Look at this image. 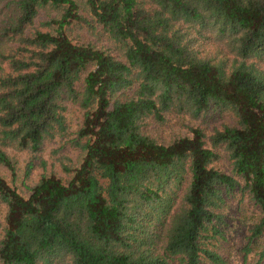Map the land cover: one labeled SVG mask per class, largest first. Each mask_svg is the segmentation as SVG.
Masks as SVG:
<instances>
[{"label":"trees","instance_id":"16d2710c","mask_svg":"<svg viewBox=\"0 0 264 264\" xmlns=\"http://www.w3.org/2000/svg\"><path fill=\"white\" fill-rule=\"evenodd\" d=\"M1 168L0 264H227L237 194L261 264L264 0H0Z\"/></svg>","mask_w":264,"mask_h":264},{"label":"rangeland","instance_id":"374dc122","mask_svg":"<svg viewBox=\"0 0 264 264\" xmlns=\"http://www.w3.org/2000/svg\"><path fill=\"white\" fill-rule=\"evenodd\" d=\"M68 118L73 125V129H76L81 122V113L76 107H71ZM185 121L173 118L168 126L164 128L166 136L171 134H187V129L185 126ZM58 144L49 146L46 153L45 159L49 161L50 166L55 165L57 156L53 153L57 150ZM19 160V174L18 180L15 185L18 192L23 193L24 187L22 185L24 179V169L26 162L28 161V155L26 153L18 154ZM219 165L223 168H228V163L225 158H223ZM55 166H58L57 164ZM59 171L58 167L55 168ZM42 169L36 167L33 173L32 179L28 181V184L35 185L40 178ZM0 174L4 176L9 183H11V178L9 173L0 169ZM230 205L228 211H226V220L229 226L225 229L226 241L215 243L218 247V251L224 256L227 264H259L258 254L262 248V240H250V230L252 226L257 223L260 218V211L258 207L254 206L250 202L248 197L242 199L240 194H237L233 199L230 200ZM264 264V261L261 262Z\"/></svg>","mask_w":264,"mask_h":264}]
</instances>
